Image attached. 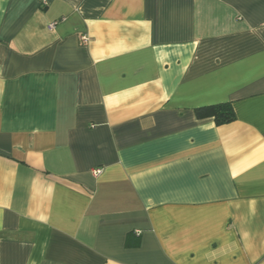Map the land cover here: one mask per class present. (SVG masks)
I'll return each mask as SVG.
<instances>
[{"label":"crops","instance_id":"obj_1","mask_svg":"<svg viewBox=\"0 0 264 264\" xmlns=\"http://www.w3.org/2000/svg\"><path fill=\"white\" fill-rule=\"evenodd\" d=\"M0 264H264V0H0Z\"/></svg>","mask_w":264,"mask_h":264},{"label":"trees","instance_id":"obj_2","mask_svg":"<svg viewBox=\"0 0 264 264\" xmlns=\"http://www.w3.org/2000/svg\"><path fill=\"white\" fill-rule=\"evenodd\" d=\"M197 119L212 118L216 126L226 125L235 120L229 103L200 107L194 110Z\"/></svg>","mask_w":264,"mask_h":264},{"label":"built area","instance_id":"obj_3","mask_svg":"<svg viewBox=\"0 0 264 264\" xmlns=\"http://www.w3.org/2000/svg\"><path fill=\"white\" fill-rule=\"evenodd\" d=\"M52 26L53 25H49V28H51ZM92 173H93L94 176H97V175H99L101 173V169H94L92 171Z\"/></svg>","mask_w":264,"mask_h":264}]
</instances>
